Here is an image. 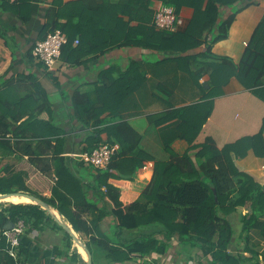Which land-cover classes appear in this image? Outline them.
<instances>
[{
  "label": "trees",
  "instance_id": "obj_1",
  "mask_svg": "<svg viewBox=\"0 0 264 264\" xmlns=\"http://www.w3.org/2000/svg\"><path fill=\"white\" fill-rule=\"evenodd\" d=\"M163 1L174 5L181 16L183 6L194 9L193 17L186 29L176 32L158 29L154 25L155 11L150 7L149 0H123L116 5L106 4L114 10L117 20L125 28L120 34L118 29L110 32L112 28H107L105 23L100 22L109 12L108 10L102 12V8L105 7L103 4L95 0L65 3L58 15L62 16L65 12L67 21L56 20L52 28V30L60 28L68 34L69 41L63 46L62 56L69 61L83 63L85 56L91 53H105L116 45L133 43L160 51L182 53L198 47L205 41L209 43L205 55L211 56L210 44L227 38L229 28L240 10L235 8L231 14L220 19V7L233 6L238 0H207L206 4L205 0ZM77 8L79 11H76ZM125 15L128 16V20L123 19ZM75 17H78V21L73 23ZM134 20L138 21V24L132 26L130 23ZM211 34L212 37L209 38ZM97 36H104L105 39H102L101 43L96 42L94 46L93 37L97 38ZM76 37H79V43L75 45ZM31 56L33 57L32 53ZM181 57L184 56H178ZM212 57L218 60L212 63L210 73L214 85L224 84L235 75L246 88L252 89L264 100V17L257 25L239 63H235L228 56L212 54ZM196 77L199 80V76ZM27 79L32 80L38 92H46L33 74L25 76V80ZM17 83L19 82L15 83L12 79L3 86L0 85V149L2 151L19 149L23 152L25 147L24 152H27L34 164H39L45 172L54 170L57 182L52 188L51 198L39 195L29 187L24 173L10 172L9 165L3 164L0 167V194L29 192L54 205L71 221L77 232L89 236L87 246L91 252L98 253L100 250L105 253L108 264H125L133 257L164 255L169 248L168 242L159 239L153 232L128 241L120 239L119 242L109 235L102 234L98 221L108 214L114 217V227L117 232L124 228L158 223L166 239L177 234L181 243L199 246L203 255L210 257L214 264H246L248 258L230 252L233 227L228 215L238 207L251 204L253 211L250 216L248 214L244 216V228L264 226L257 220L258 216L264 213V184L244 171L235 160V157L244 156L249 149L264 155L262 128L253 135L242 136L219 147L210 136L201 142H196L211 111L210 107H204L211 102L210 99L205 100L204 104H193L175 110L174 114L181 113L183 120L179 125L178 135L189 141V149L182 155L172 152L170 160L166 162L156 161L153 178L142 193L143 196L152 199L149 207L142 206L139 201L127 204L121 200L120 188L117 185L119 183L128 186L137 172L144 167L148 156L136 150L141 141V134L126 121L99 127L105 122L102 118L103 112L112 111L114 106L118 107L137 85L132 81H120L118 78L106 86V89L112 91L111 96L107 98L101 96L98 103H94L92 99L87 103L81 101L83 95L77 91L72 97L75 110L73 117L85 126H99L97 127L99 129L86 137L87 144L83 151H91L100 143L107 142L119 143L120 149L114 155L108 169H96L95 182L90 184V187H94L98 193L99 199L110 203V209L99 207L82 193L85 204L76 208L77 210H67L64 205L68 206L71 198L63 193L64 191L63 195L58 191L73 189L75 186L82 190V181L75 175L70 165L73 157L61 156L58 144L52 142L53 136L57 137L56 143H61L60 137L65 130L53 123L51 118H41L39 113L41 106H46L39 102L42 99L33 92L20 95L18 89L21 84ZM46 96L47 94H44L45 98ZM201 108L205 111L201 116H197L199 120L196 122L193 114L186 117L188 110ZM102 133H106V136L103 137ZM24 139H36L38 144H45L55 155L52 158L53 166L42 159L40 154L44 151H40L37 144L30 143L32 141L25 142ZM193 154L200 159L206 157L196 161ZM102 186L106 187L105 191L102 190ZM56 196L59 202H56ZM5 203L11 202L5 201ZM86 211H92L96 215L95 219L91 221L85 219L82 213ZM20 218H23L27 225L37 229H42L49 220L55 226L62 228L39 204L11 203L0 209V234L7 224L14 223ZM95 233L98 235L96 236ZM66 238V246L70 249L72 237L68 232ZM23 245L22 243L20 247L21 264H25ZM72 256L76 258L80 257V254L75 252ZM251 261L252 264H264L253 259ZM143 263L155 264L149 261ZM0 264H17V262L2 250Z\"/></svg>",
  "mask_w": 264,
  "mask_h": 264
},
{
  "label": "crops",
  "instance_id": "obj_2",
  "mask_svg": "<svg viewBox=\"0 0 264 264\" xmlns=\"http://www.w3.org/2000/svg\"><path fill=\"white\" fill-rule=\"evenodd\" d=\"M73 1L76 0H0V85L3 86L5 82L13 79L15 83L19 82L18 85L21 84L18 89L20 95H27L31 92L39 95L42 99L39 102L46 105L41 106L40 117L51 118L53 123L65 130V133L60 137L61 143H56L57 137H51L53 144H58L61 150L59 154L65 158L69 156L70 152H82L87 144L86 137L109 123L126 121L134 127L141 134V141L136 150L145 153L148 158L146 157L143 169L137 172L128 186L116 184L120 188L123 202L131 204L139 201L142 206L149 207L152 204V199L143 196L142 193L153 178L156 161L166 162L170 160L172 152L182 155L189 149V141L178 135L180 133L179 125L183 120L181 113L174 114L175 110L193 104H204L207 99L211 100V102L208 100L210 103L204 106L210 107L211 111L196 142H201L210 136L219 147H222L242 136L253 135L261 128L264 134V100L252 89L246 88L235 75L220 85H214L210 77L212 63L218 61L212 57V54L228 56L235 63L240 62L257 25L264 17V0H238L233 6L220 7V19L231 14L235 8H240V10L229 28L227 38L210 44L211 56L205 55L209 46L206 41L198 47L182 53L160 51L133 43L116 45L105 53H91L85 56L83 63L69 61L62 56L55 67L49 70L31 56L32 47L52 30L56 20L67 21L65 12L62 16H59L58 13L65 3ZM95 1L105 6L102 8V12L109 11L100 22L105 23L107 28H112L110 32L118 29V34H120L125 31L121 22L117 20L114 10L106 5H116L123 0ZM162 2L164 1L149 0L153 10ZM206 2L207 0H205V4ZM76 11H79V8ZM193 14L192 7L183 6L184 25L182 30L187 28ZM123 19L128 20V16L125 15ZM77 21L78 17H75L73 23ZM130 24L135 26L138 21L134 20ZM211 37L212 34L209 35V38ZM93 38L94 46L96 42L101 43L102 39H105L104 36ZM76 39L79 37L74 39L75 45L79 43H76ZM178 56L184 57L178 58ZM30 73L43 86L46 90L45 93L38 92L31 79L25 80V76ZM196 75L199 76V80ZM118 78L123 82L132 81L137 86L118 107L114 106L112 111L103 112L102 118L105 122L100 127L97 126L99 128L85 126L73 117L75 110L72 97L75 92L82 93L81 101L85 103L89 102V99L98 103L101 96L103 98L111 96L112 91L106 89V86ZM114 93L115 91H113ZM44 94H47L46 98ZM195 110H188L185 115L187 117V115L193 114L196 122L199 120L197 116H201L205 109ZM102 136H106V133H102ZM24 141H32L30 143L37 144L40 151H44L40 154L42 159L52 165V158L55 155L45 144H38L36 139H24ZM25 146H27L26 143ZM24 150L25 147H23V152L19 149L13 151L0 149V167L3 164H8L10 172L24 173L27 184L32 190L38 192L39 195L51 198L52 188L57 182L56 173L54 170L43 171L39 164H34L30 160V156ZM193 157L196 161H201L206 156L200 159L193 154ZM5 159L8 162L4 163ZM235 160L244 171L264 184V155H259L253 149H249L244 156L235 157ZM70 165L75 175L82 181V190L75 186L73 189L66 188L61 189V192L58 191L59 194L64 191L63 193L71 198L69 205H64V207L66 206L67 210H77L76 208L85 204L82 195L84 193L88 200L97 203L99 207L110 209V203L99 199L94 187H90V184L95 182L96 169L77 158H72ZM101 188L106 190L105 186ZM55 199L56 202H59L57 196ZM50 205L74 229L71 221L54 205ZM252 211L251 204H248L238 207L228 215L231 223L234 222L237 225L235 230L233 228L230 252L248 258L246 264H252L251 259L264 262V226L244 228V216L247 214L250 216ZM82 215L88 221L96 217L92 211H86ZM257 220L264 224V213L260 214ZM54 221L57 223L55 219ZM98 222L102 234L111 236L112 233L114 240H118V242L120 239L128 241L139 235H148L153 232L159 239L165 240L169 244L164 255L152 254L146 258L133 257L125 264H144L143 261L155 264H214L210 257L203 255L199 246L181 243L177 234L166 239V235L161 232L162 228L158 223L124 228L119 230L118 234L116 229L113 230L114 217L112 215L108 214L100 218ZM234 223H232V227ZM46 224L42 229L30 228L27 225L28 230L26 229L22 240L23 246H25L24 263L82 264L84 262L86 264V257L79 249L75 248L74 241H72L71 248H67V238L63 232L65 229L54 224L49 226ZM74 231L87 244L89 236H85L75 229ZM95 235L98 234L95 233ZM54 236L57 241L48 244L50 237L53 240ZM58 237H60V241L64 240L63 244L58 240ZM75 252H78L80 257L72 256V253ZM91 254L94 264H108L105 253L100 250L98 253L91 252Z\"/></svg>",
  "mask_w": 264,
  "mask_h": 264
},
{
  "label": "built area",
  "instance_id": "obj_3",
  "mask_svg": "<svg viewBox=\"0 0 264 264\" xmlns=\"http://www.w3.org/2000/svg\"><path fill=\"white\" fill-rule=\"evenodd\" d=\"M15 1V0H10ZM154 25L160 29L169 32H176L184 25L183 17L177 12L172 4L160 3L155 9ZM69 37L65 31L56 28L47 33V35L38 40L32 47L33 58L43 63L47 69L52 70L62 56L63 46L67 44ZM79 39H76V43ZM119 143H100L91 151L70 152L69 156L77 158L95 169H108L114 155L119 151ZM27 229V223L23 218L13 223L11 228H4L0 234V251L7 252L14 258L17 264H21L20 247L23 236ZM3 243L4 245H1Z\"/></svg>",
  "mask_w": 264,
  "mask_h": 264
},
{
  "label": "water",
  "instance_id": "obj_4",
  "mask_svg": "<svg viewBox=\"0 0 264 264\" xmlns=\"http://www.w3.org/2000/svg\"><path fill=\"white\" fill-rule=\"evenodd\" d=\"M14 194H25L33 200L32 203L39 204L40 206H42L49 214H51L53 216V218L57 221V223L59 225H61L71 235V237L73 238L75 243L79 242L83 246V248L85 249L86 254H87L86 264H94L91 251H90L89 247L87 246L86 242L79 236V234H77L74 231L73 228H70L69 224L64 220V218L62 216H60V214L57 215L54 213V211H53L54 207H52L49 203H47L42 198L37 197L36 195H34L32 193L24 192V191H18V192H12V193H1L0 194V201H2V199L5 196L14 195ZM12 226H13V223H9L5 226V228H11Z\"/></svg>",
  "mask_w": 264,
  "mask_h": 264
},
{
  "label": "bare ground",
  "instance_id": "obj_5",
  "mask_svg": "<svg viewBox=\"0 0 264 264\" xmlns=\"http://www.w3.org/2000/svg\"><path fill=\"white\" fill-rule=\"evenodd\" d=\"M28 200H29V201H28ZM2 201H3V202H5V201H10L11 203H26V201H28V202H32L33 200H32L29 196H27V195H25V194H14V195L5 196V197L2 199ZM1 203H2V202H1ZM53 211H54L55 214H57V215L59 214L56 210L53 209ZM59 217H60V216H59ZM69 226H70V228H72L70 224H69ZM75 245L77 246V248L79 249V251H80L85 257H87L86 251H85V249L83 248V246H82L79 242L75 243Z\"/></svg>",
  "mask_w": 264,
  "mask_h": 264
},
{
  "label": "rangeland",
  "instance_id": "obj_6",
  "mask_svg": "<svg viewBox=\"0 0 264 264\" xmlns=\"http://www.w3.org/2000/svg\"><path fill=\"white\" fill-rule=\"evenodd\" d=\"M10 160H11V159H10ZM3 162H4V163H5V162H8V160L5 159V160H3ZM1 202H2V203H1ZM26 203H32V202H26ZM10 204H11V203L6 204L5 202L0 201V209L3 208V207H5V206H8V205H10ZM24 204H25V203H24ZM33 204H34V203H33ZM53 220H54V219H53ZM232 223H234V222H232ZM52 224H53V223H52L51 221H49L46 225L49 226V225H52ZM28 227H29V225H28ZM236 227H237V225L234 223V226H233L234 230L236 229ZM30 228H33V227L30 226ZM114 229H115V227L113 228V230H114ZM27 230H28V229H27ZM63 232L66 234V231H65V230H63ZM60 237H61V236H60ZM60 237H58V238H59V239H58L59 241H60ZM111 237L114 238V237L112 236V233H111ZM53 238H54V239L51 240V237H50V241H49L48 244H51V243H53L54 241H57L55 236H54ZM44 241L47 242V240H44ZM72 241H74V240H72ZM60 242H61V244H63V243H64V240L61 239ZM73 244H74V246H75V242H73ZM75 248L78 249L77 246H75ZM95 248H96V247H95ZM105 264H106V263H105Z\"/></svg>",
  "mask_w": 264,
  "mask_h": 264
}]
</instances>
